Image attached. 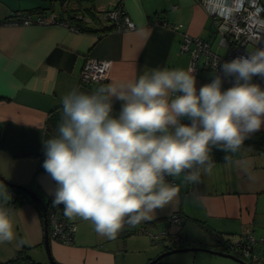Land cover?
<instances>
[{"label":"crops","instance_id":"obj_1","mask_svg":"<svg viewBox=\"0 0 264 264\" xmlns=\"http://www.w3.org/2000/svg\"><path fill=\"white\" fill-rule=\"evenodd\" d=\"M117 7L134 22L135 29L111 30L102 16ZM21 11L52 14L66 25L8 22ZM155 21L167 26H153ZM185 35L207 41L212 53L227 54L228 48L198 0H0V175L9 183L33 189L46 203L57 184L42 166L44 141L58 134L62 97L74 88L91 93L101 84L132 81L146 70L190 69V52L181 48ZM256 49L248 48L249 52ZM86 58L105 62V82L80 80ZM193 74L197 90L217 75L203 56ZM231 79L230 83L222 80V91L232 86ZM252 83L257 82L252 79ZM120 106L119 101L114 102V115ZM55 108L57 113L51 115ZM181 122L190 123L187 119ZM258 133L264 134V126L250 135ZM224 156L213 148L215 166L211 175L201 173L199 184L185 185L183 177H168L180 188L178 198L157 209L153 220L135 227L125 224L115 239L98 234L91 221L68 219L74 226L72 243L66 245L49 236L53 260L59 264H147L165 245H179L164 238L165 229L193 242L184 247L216 249L215 237L200 222L230 241L252 234L264 249V141L261 149L244 143L239 152L229 153V161ZM24 198L10 209L15 239L0 244V264H16L12 260L18 254L24 258L22 264H49L43 251L44 218L33 202L39 203L25 194ZM7 203L0 198L1 205ZM61 210L63 214V207ZM174 213L181 217L179 224L168 221ZM231 236L236 237L232 240ZM182 255L166 262L239 264L204 251Z\"/></svg>","mask_w":264,"mask_h":264},{"label":"clouds","instance_id":"obj_2","mask_svg":"<svg viewBox=\"0 0 264 264\" xmlns=\"http://www.w3.org/2000/svg\"><path fill=\"white\" fill-rule=\"evenodd\" d=\"M219 66L234 78L223 91L219 75L197 90L193 69L164 68L64 95L58 134L44 141L42 166L57 184L53 205L115 239L125 224L153 220L178 198L180 188L168 177L201 183V173L211 175L215 166L213 148L229 161L264 126V88L252 83L264 79V47ZM0 187L7 203L11 196ZM14 239L10 209L0 205V244Z\"/></svg>","mask_w":264,"mask_h":264},{"label":"built area","instance_id":"obj_3","mask_svg":"<svg viewBox=\"0 0 264 264\" xmlns=\"http://www.w3.org/2000/svg\"><path fill=\"white\" fill-rule=\"evenodd\" d=\"M198 2L215 24V31L221 43L228 48L227 54L225 56H220L212 53L207 41L199 38H192L188 35L183 37L181 48L184 51L190 52V69H194L197 61L203 56L207 66L214 69L216 74L221 76L223 81L230 83L232 82L231 77L224 76L219 64L230 61L238 56H247L249 52L248 46H255L257 48L264 47V2L262 0H198ZM15 17V19L13 18L8 22L22 25H66L52 14L44 16L41 13L21 11L17 12ZM102 17L111 25V30L113 31H129L136 27L134 22L120 7L104 13ZM152 25L167 26L165 22L158 21L152 22ZM168 26L171 27V25ZM172 28L177 27L175 26ZM106 79L105 62L95 58H87L80 72V80L86 84H91L105 82ZM253 79L264 88V79H261L259 76H254ZM7 192L10 196L18 194L13 189H8ZM21 196V199H24V196ZM10 206L9 204L6 208L10 209ZM45 217L50 227L49 236L63 244H71L74 233L73 223L66 219L57 208H50L48 215H45ZM168 221L170 223L179 224L181 222V217L179 214L174 213L168 218ZM167 231L168 230L165 229L162 234H167ZM145 232L149 235L151 234L147 230H145ZM171 236L173 240H177L176 235ZM243 241L253 243L254 238L252 235L241 237L231 244V248L247 256L249 253L248 247L246 245L242 247Z\"/></svg>","mask_w":264,"mask_h":264},{"label":"trees","instance_id":"obj_4","mask_svg":"<svg viewBox=\"0 0 264 264\" xmlns=\"http://www.w3.org/2000/svg\"><path fill=\"white\" fill-rule=\"evenodd\" d=\"M57 109L58 108L52 109L51 112H50V114L51 115L52 114L55 115V113H57L56 112ZM61 113H62V109L60 108L59 109V113L57 115H60L61 116ZM49 121H51V120H49ZM56 132H58V131H56ZM263 141H264V134L258 133V134H256L255 137H253V135H250L247 139H245L244 143L245 144H249V145L255 144L256 147H258L259 149H261L262 146H263ZM0 184L6 186L7 187V191H8V189H13L16 193H18L15 196H11V199L7 203V205H9V204L11 205L10 206L11 207L10 209L14 208V206H16L17 204H20V203H22L24 201L23 199H21V197H22L21 195H23V194L19 190H17L16 188L9 187L8 184H7V180L6 179L5 180H1L0 179ZM24 199H26V198H24ZM53 199H54V196H52V197H50V198L47 199V201L45 203V210L43 208L41 209V207L39 206V204L33 202L35 204L36 208L39 210V213L42 216V218L45 219V215H48V211H49L50 208H57V209L60 210V212L62 214L61 208L63 207V205L54 206L53 205ZM3 206L6 207L5 204H3ZM47 223H48V221H47ZM200 225L202 227H204V229H206V231H209V234H213V236L215 237V241H216V247H214V248L218 249V251H223V252H226V253L234 254L237 257H239V258L247 261L250 264H264V249L263 248L262 249L260 248L261 246L258 243L259 240H257L256 238L253 237L254 238V242L253 243L252 242H246V241H243L242 242V247L246 245L248 247V251H249L248 255L245 256L242 252H237V251H235V250H233L231 248V244L234 241H230V239H229L230 237H228V236L227 237H223V235L221 233H216L214 231L209 230V228L207 226H205L206 224H204V222H200ZM49 230H50V227L48 225V232H49ZM171 235H174V236L176 235L177 240H173L171 238L172 237ZM249 235H252V234H249ZM164 236H165L164 238H166V239H168L170 241H173L174 243H179V245H177V248L184 247L185 245H193L192 244L193 242H189V243L186 242V240L182 239V237L179 236L177 233H175V234H168L167 233ZM244 236H248V234L242 235L239 238L244 237ZM169 246L176 248V245L175 244L173 245V243H172V245H169ZM216 249H214V250H216ZM23 259L24 258L22 256L20 257L19 254H18L15 257V259L12 260V261L16 262V264H18V263L22 264V263H24V260ZM155 264H168V263H162V262L158 261Z\"/></svg>","mask_w":264,"mask_h":264},{"label":"water","instance_id":"obj_5","mask_svg":"<svg viewBox=\"0 0 264 264\" xmlns=\"http://www.w3.org/2000/svg\"><path fill=\"white\" fill-rule=\"evenodd\" d=\"M41 1H48V0H41ZM49 1H52V0H49ZM0 179L5 180V178L2 177L1 175H0ZM7 184L9 187H13V188H16L17 190H19L23 195L24 194L27 195L31 200L36 201L39 204H41L43 209L45 210V202L43 201L42 198H40L38 196V194L33 189L26 187V186H23V185L9 183L8 181H7ZM43 238H44L43 244H44V247L46 250L47 259L49 260V264H59L55 260H53V257H52L51 251H50L48 223H47L46 217L44 219V237ZM188 251H204V252L212 253V254H215L218 256L230 258V259L238 262L239 264H250L247 261L237 257L234 254L214 250L211 248L200 247V246H186V247H180V248H174V247L172 248L168 244L165 245V250L163 252L158 254L154 259L150 260L147 264H155L158 261L162 262L161 261L162 258L168 254H171V253L188 252Z\"/></svg>","mask_w":264,"mask_h":264},{"label":"rangeland","instance_id":"obj_6","mask_svg":"<svg viewBox=\"0 0 264 264\" xmlns=\"http://www.w3.org/2000/svg\"><path fill=\"white\" fill-rule=\"evenodd\" d=\"M248 48H250V46H248ZM0 154H2L1 153V149H0ZM6 163V162H5ZM1 185V184H0ZM236 236H231V239L232 240H234V238H235ZM42 250V249H41ZM43 251H44V253H45V255H46V250H45V247H43ZM188 253H189V251H188ZM188 253H183V252H177V253H171V254H168V255H166V256H164L163 258H162V262H166L168 259H171V258H179V256H183L182 254H188ZM46 259H47V255H46ZM230 260H232V259H230ZM233 261V260H232ZM167 263V262H166ZM191 263H192V261H191Z\"/></svg>","mask_w":264,"mask_h":264}]
</instances>
